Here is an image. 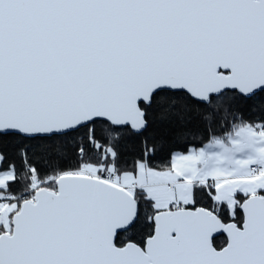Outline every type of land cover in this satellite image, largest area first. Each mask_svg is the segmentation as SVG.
Wrapping results in <instances>:
<instances>
[{
  "label": "snow or ice",
  "instance_id": "1",
  "mask_svg": "<svg viewBox=\"0 0 264 264\" xmlns=\"http://www.w3.org/2000/svg\"><path fill=\"white\" fill-rule=\"evenodd\" d=\"M0 264H264V0H0Z\"/></svg>",
  "mask_w": 264,
  "mask_h": 264
}]
</instances>
